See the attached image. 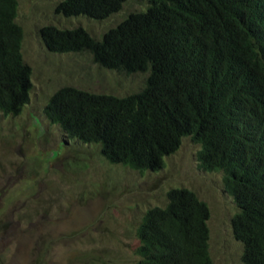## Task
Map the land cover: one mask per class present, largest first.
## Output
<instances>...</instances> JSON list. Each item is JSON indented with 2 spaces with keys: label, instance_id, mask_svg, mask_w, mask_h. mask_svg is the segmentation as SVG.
I'll return each instance as SVG.
<instances>
[{
  "label": "trees",
  "instance_id": "obj_1",
  "mask_svg": "<svg viewBox=\"0 0 264 264\" xmlns=\"http://www.w3.org/2000/svg\"><path fill=\"white\" fill-rule=\"evenodd\" d=\"M127 0H59L66 17L103 19ZM94 38L81 25H44L52 52H88L100 67L146 72L142 87L116 95L62 85L43 112L65 136L99 143L110 163L157 171L185 136L202 168L220 171L238 207L232 233L243 264H264V0H145ZM17 0H0V112L29 101L31 67L22 55ZM136 228V264H213L209 207L173 186Z\"/></svg>",
  "mask_w": 264,
  "mask_h": 264
},
{
  "label": "rangeland",
  "instance_id": "obj_2",
  "mask_svg": "<svg viewBox=\"0 0 264 264\" xmlns=\"http://www.w3.org/2000/svg\"><path fill=\"white\" fill-rule=\"evenodd\" d=\"M58 1L17 0L31 90L18 114L0 112V264H136L141 217L147 208L164 205L173 186L193 190L208 205L213 264H243V246L231 228L238 207L222 173L201 167L199 144L190 136L159 170L142 173L110 163L99 143L67 137L48 121L44 106L62 85L122 96L138 91L147 75L100 67L85 51H49L40 35L44 25H81L100 38L145 0H127L100 20L61 15L55 12Z\"/></svg>",
  "mask_w": 264,
  "mask_h": 264
}]
</instances>
